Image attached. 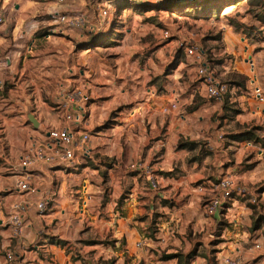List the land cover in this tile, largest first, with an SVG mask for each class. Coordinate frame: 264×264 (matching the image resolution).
Here are the masks:
<instances>
[{
	"label": "crops",
	"instance_id": "0c3cea01",
	"mask_svg": "<svg viewBox=\"0 0 264 264\" xmlns=\"http://www.w3.org/2000/svg\"><path fill=\"white\" fill-rule=\"evenodd\" d=\"M67 3L80 5L79 0ZM52 5V0L0 1L5 19L0 26V264H58L66 249L61 248L63 242H53L57 236L79 245L78 254L87 264H96L108 255L119 263L127 259V264H156L151 249L166 240L174 249L178 238L186 242L184 234L189 240L198 226L223 228L221 235L234 240L222 245L226 248L219 257L235 251V247L240 251L239 239H231L227 228L238 226L243 205H227L220 214L206 216L209 222L204 225L194 216L195 212L204 214L200 203L201 207L205 203L195 186L216 181L232 168L227 167L226 172L222 168L224 159H219V154L223 150L220 148L215 158L202 160L199 155L190 159L188 154L181 156L175 147V133L189 128L185 117L178 119V114H184L187 107L193 116L219 109L218 105H200L199 99L207 98L202 86H195L198 80L193 59L176 48V40L146 45L135 53L131 65L125 59L116 70L118 62L113 65L110 58L81 48L82 41L61 47L62 40L71 37H53L49 41L55 40L56 48L44 44L45 50L33 53L30 45L35 39L31 40L30 34L46 40L37 30H21V16L24 11L39 13L36 18L43 25ZM25 41L26 51L21 52ZM251 47L264 52V40ZM46 52L56 56L48 59ZM132 53L130 48L128 55L133 57ZM263 59L264 53H257L254 66ZM260 85L257 78L250 81L251 89L264 88ZM70 89L88 96L87 103L77 100L71 109L77 114L82 106L85 112L87 129L94 134L91 150L73 167L36 166L30 174L35 191L30 195L18 193L15 183L21 174L17 166L21 154L30 142L63 125L59 103ZM244 99L240 96L237 101L242 104ZM176 101L177 109L163 112ZM247 101L257 111L254 98ZM173 167L177 168L175 175L170 174ZM148 174L158 179L157 190L147 183ZM44 200L48 201L47 210L40 213L35 205ZM21 201L32 206L23 214V235L14 238L9 216L12 205ZM140 241L143 246L137 248ZM191 252L187 258L194 256ZM8 255H12L11 261Z\"/></svg>",
	"mask_w": 264,
	"mask_h": 264
},
{
	"label": "rangeland",
	"instance_id": "374dc122",
	"mask_svg": "<svg viewBox=\"0 0 264 264\" xmlns=\"http://www.w3.org/2000/svg\"><path fill=\"white\" fill-rule=\"evenodd\" d=\"M112 1L115 4L121 2V0ZM171 1L150 0V3L158 2L155 4L156 6H165L171 4ZM129 2L130 4L125 9L117 8L116 19L110 30L95 38V42L89 39L92 44L91 49L97 52L100 57L110 58L109 62L112 61L113 65L118 62L116 70L126 61L125 59H129L128 64L131 65L135 61V53L146 45L152 46L162 41L176 40V48L183 53L184 47L201 48L205 53V61L211 64L217 78L221 82L230 84L234 89L221 101L199 99L200 105L203 107L207 104L218 105L219 109L214 113L201 111L193 116L192 109L187 107L184 114H178V119L185 117L186 126L189 128L184 131L179 129L175 133L177 153L181 156L188 154L189 159L194 155H199L203 160L215 158V153L221 148L223 152L219 154V159H224L222 168L226 172L227 167H232L223 176L231 175L240 185L249 189L264 187V156L259 157L256 152V149L264 147V118L260 112L254 110V105L247 101L253 98L250 81L257 78L260 86H264V59L262 62H257L255 66L253 61L257 53L263 54L264 52L259 48L252 49L251 47L264 40V0H240L239 4H235L234 7L219 8L211 5L198 9L192 7L188 11H181L183 15L165 9L145 12V9L140 7L142 1L129 0ZM9 7L12 9L11 4ZM11 13L15 15L14 12L11 11ZM34 13L24 11V16H21V23H19L22 25L21 30H25L26 25L33 21L39 24L42 22L41 19L36 18L39 13ZM164 32H167L166 38L163 37ZM30 36L31 40L35 39V42L30 45L33 53L38 54L39 51L45 50L47 44L52 48L57 47L55 40L42 41L41 37L34 32ZM74 40L83 41L77 34H72L71 39L62 40L60 45L67 48L69 42H75ZM244 41L246 43H243ZM27 42H24L21 52L26 51ZM72 44L75 45V43ZM81 48L89 47L83 45ZM130 48L133 50V57L128 55ZM60 49L62 50V48ZM44 56L52 59L56 55L46 52ZM195 86L201 88L199 82H196ZM261 89L264 92V88L261 87ZM240 96L245 98L242 104L237 101ZM245 142H251L254 148L244 150ZM210 145L213 150L208 149ZM175 172H177V168L173 167L170 174L175 175ZM239 203L243 205L245 211L241 215L238 226L232 230L227 228V232L231 235V239H239L237 243L240 245V251H237V247H235V251H231L226 256L233 258L239 256L244 264H264V207H251L242 200ZM201 208L203 206L201 207L200 203ZM201 211L203 212V209ZM194 216L200 224L204 225L209 222L206 215L202 213L195 212ZM222 232L223 228L214 230L209 226L202 228L198 226L196 234L192 235L189 240L184 234L186 242H182L178 238V244L174 249L171 248L173 243L168 245L166 240L161 246L155 247L154 250L151 249L155 263L191 264V260H193L195 264H219L218 260L225 256L219 257L221 249L226 248L222 245L234 243V240H228V237L222 236ZM233 235L238 236L234 237ZM59 241L64 244L61 248L64 247L66 250L58 262L61 264H87L86 260L78 254L79 245H73L71 241H65L59 236L53 240L55 243ZM104 243L112 244L109 241H104ZM253 243L260 245L259 251L252 248ZM144 248L148 250L152 247L145 246ZM190 251L194 256L187 258L186 255ZM68 256L69 258L66 260L65 258ZM126 260L124 263H119L114 256L108 255L99 258L96 264H127ZM128 264H132V262H128ZM135 264H143V262Z\"/></svg>",
	"mask_w": 264,
	"mask_h": 264
},
{
	"label": "built area",
	"instance_id": "2783aa9c",
	"mask_svg": "<svg viewBox=\"0 0 264 264\" xmlns=\"http://www.w3.org/2000/svg\"><path fill=\"white\" fill-rule=\"evenodd\" d=\"M80 5L67 3V0H52V6L47 14L48 19L44 24L31 22L27 24V31H39L42 37L49 41L53 37H71L77 34L83 39V44L90 43L89 39L95 42V38L111 28L117 14V4L112 0H79ZM5 23L3 15L0 13V26ZM167 37V32L164 36ZM187 57L193 59L196 65V77L201 84L207 99L221 101L227 94L233 91V87L225 82H221L213 70L211 64L205 61V53L198 47H184ZM7 60H3L6 65ZM3 80L0 77V87ZM252 96L257 104V111L264 118V92L261 88L252 89ZM87 103L88 96L81 95L79 90L70 89L66 92L59 103L62 111L63 125L57 129H51L46 136L38 141H32L23 150L17 166L21 170L15 188L18 193L32 194L35 190L31 185V171L38 165L51 167L75 166L90 152L92 138L91 130L87 129L84 111L82 106L78 107L75 114L71 106L77 101ZM177 109V101L163 109L164 113ZM254 146L251 142L243 144L244 150H251ZM209 150L213 147L208 146ZM257 156H264V147L256 149ZM147 183L153 190L159 188L158 179L152 174L147 175ZM196 192L204 197L203 212L207 217H213L221 213L227 205L232 207L233 203L244 201L248 206L259 208L264 207V187L249 189L240 185L231 175H224L216 181L207 183L200 182L196 186ZM48 201L44 200L37 203L36 209L40 213L47 210ZM32 206L27 201L17 202L12 205L9 216V227L14 238H21L25 229L23 214ZM237 221H234L236 225ZM143 243H136L137 248H141ZM252 248L259 251L260 245L253 243ZM7 260H12V255L7 256ZM219 264H244L242 259L237 256H224L218 260Z\"/></svg>",
	"mask_w": 264,
	"mask_h": 264
},
{
	"label": "trees",
	"instance_id": "16d2710c",
	"mask_svg": "<svg viewBox=\"0 0 264 264\" xmlns=\"http://www.w3.org/2000/svg\"><path fill=\"white\" fill-rule=\"evenodd\" d=\"M240 0H172L169 5L161 6L158 5L156 6L155 4L151 3H142L140 4L141 9H145V12L151 11V10H158V9H165L166 11L168 10H173L174 12H177L178 14L181 13V11H188L189 8H194L198 9L200 7H206L207 5L211 6H216V7H225V6H230L234 7L235 4L238 5ZM130 4L129 0H121L120 4H117V8H123L128 7ZM139 5V4H138ZM130 7V6H129ZM192 10V9H190ZM183 13V12H182ZM179 15H183V14ZM186 14V12H185ZM190 15V14H189ZM91 43V42H90ZM90 43H86L84 45H88L89 48H91ZM90 44V46H89Z\"/></svg>",
	"mask_w": 264,
	"mask_h": 264
}]
</instances>
